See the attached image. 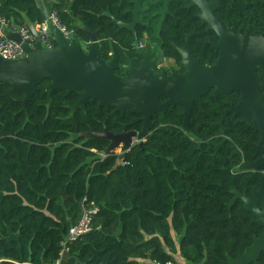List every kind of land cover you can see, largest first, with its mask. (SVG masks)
Returning <instances> with one entry per match:
<instances>
[{
	"label": "trees",
	"instance_id": "16d2710c",
	"mask_svg": "<svg viewBox=\"0 0 264 264\" xmlns=\"http://www.w3.org/2000/svg\"><path fill=\"white\" fill-rule=\"evenodd\" d=\"M48 1L75 38L86 36L82 27L106 34L96 0ZM47 11L38 0H0V14L20 27L42 23ZM257 74L264 105V66ZM47 83L25 106L0 83V264H56L65 248L76 262L63 264H227L264 233L239 200L228 206L233 192L262 206L264 167L240 171L257 159L258 126L233 114L218 125L239 93L204 96L189 131L180 106L157 112L144 142L120 159L109 141L86 133L119 132L134 115L97 111L96 100L71 111L78 93L56 90L49 102ZM94 208L89 231L67 241ZM251 264H264V251Z\"/></svg>",
	"mask_w": 264,
	"mask_h": 264
},
{
	"label": "water",
	"instance_id": "95a60500",
	"mask_svg": "<svg viewBox=\"0 0 264 264\" xmlns=\"http://www.w3.org/2000/svg\"><path fill=\"white\" fill-rule=\"evenodd\" d=\"M48 25L55 38V46L51 48L42 47L33 24H28V30L35 38L33 44L22 41L17 33H5L8 39L21 44L25 57L6 60L0 56V83L22 93L24 106L36 93L38 86L48 81L46 88L49 102L56 90L79 94L77 103L70 107L71 111L84 108L88 100H96L98 109L107 107L142 115L144 126L137 135L141 139L149 131L151 118L158 111L166 112L168 107L181 106L183 129L189 131L188 120L193 105H203L202 98L210 89L214 97L238 92L240 101L237 104L231 103L227 110L220 112L219 125L222 126L229 114L240 115L247 124H251L253 118L260 130V139L257 144L250 145L258 158L252 163H244L240 171L264 167V105L257 74L264 66V37L234 34L230 29L213 24L212 28L220 37V41L214 44L220 52L214 65L202 66L198 60L184 58L181 65L188 69L185 74L166 76L164 72L154 74L150 69L140 67L132 71L131 75L118 76L114 73L117 67L115 56L107 63L97 57L99 43L94 32L83 28L92 41L84 53L74 38L67 40L51 22ZM160 98L166 100L160 102ZM86 136L109 141L107 152L119 147V158L122 159L133 146L131 142L136 132L119 134L90 131ZM256 194L262 206L238 192H233L234 197L228 206L239 200L243 208L253 215L254 223L264 228V173L260 176ZM263 251L264 233L254 237L251 245L246 247L238 259L227 256V264L257 262Z\"/></svg>",
	"mask_w": 264,
	"mask_h": 264
},
{
	"label": "flooded vegetation",
	"instance_id": "af4514ba",
	"mask_svg": "<svg viewBox=\"0 0 264 264\" xmlns=\"http://www.w3.org/2000/svg\"><path fill=\"white\" fill-rule=\"evenodd\" d=\"M96 2L94 9L99 11L100 16L105 17L103 24L106 25V34L99 37L100 29L87 30L94 32L97 37L99 59L107 63L116 57L117 67L114 73L118 76L131 75L132 71L140 67L150 69L154 74L164 72L166 76L185 74L188 69L181 65L184 58L198 60L202 66L214 65L220 54L214 44L220 41V37L212 28L213 24L230 29L234 34L264 37V0H96ZM83 28L85 27H82V30ZM83 32L86 36L79 35L75 38L73 31L71 38H74L86 53L92 41L84 30ZM211 55L215 56L214 61ZM211 91L213 96L212 89L207 94ZM165 100L160 98V102ZM239 101L240 94L237 102L229 100V107L231 103L237 104ZM195 104L198 103H194L193 107ZM96 109L100 110L98 103ZM181 109L183 116V108ZM132 114L134 117L129 123H123L124 128L121 131L113 132L104 128L102 132L120 134L134 131L136 136L131 144L141 145L153 127V117L149 131L139 139L137 135L142 132L144 126L142 115ZM138 124L140 128H137ZM115 150L121 153L119 147Z\"/></svg>",
	"mask_w": 264,
	"mask_h": 264
},
{
	"label": "built area",
	"instance_id": "2783aa9c",
	"mask_svg": "<svg viewBox=\"0 0 264 264\" xmlns=\"http://www.w3.org/2000/svg\"><path fill=\"white\" fill-rule=\"evenodd\" d=\"M51 22L56 26L63 36L69 40L73 35V30L67 28L59 19L58 14L53 9H48L47 18L40 24L34 25L37 33L39 34V40L43 48H51L55 46V38L49 30L48 23ZM6 32L17 33L20 35L22 41H27L30 44L35 42L34 36L29 32L28 28L20 27L11 24L6 18L0 14V56L6 60H16L25 57V51L20 43H16L13 40L8 39L5 36ZM97 212V209L86 211L83 213L79 223L69 231L67 241L72 240L83 233H86L90 229L91 216ZM64 253L67 251L65 248ZM158 264H176L168 261Z\"/></svg>",
	"mask_w": 264,
	"mask_h": 264
},
{
	"label": "crops",
	"instance_id": "0c3cea01",
	"mask_svg": "<svg viewBox=\"0 0 264 264\" xmlns=\"http://www.w3.org/2000/svg\"><path fill=\"white\" fill-rule=\"evenodd\" d=\"M41 6L46 7L47 10L50 9V6L52 5V2H49L48 0H38ZM63 257L62 263H75L76 258L75 257Z\"/></svg>",
	"mask_w": 264,
	"mask_h": 264
},
{
	"label": "rangeland",
	"instance_id": "374dc122",
	"mask_svg": "<svg viewBox=\"0 0 264 264\" xmlns=\"http://www.w3.org/2000/svg\"><path fill=\"white\" fill-rule=\"evenodd\" d=\"M116 151V153H119L118 151L119 150H115ZM62 255H64V254H62ZM178 260V263L179 264H184V261L183 260H180V259H177ZM63 261H59V262H57L56 264H61ZM63 264V263H62Z\"/></svg>",
	"mask_w": 264,
	"mask_h": 264
}]
</instances>
